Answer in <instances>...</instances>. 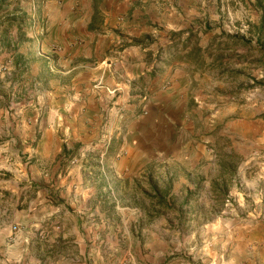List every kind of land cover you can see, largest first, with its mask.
<instances>
[{
	"label": "rangeland",
	"instance_id": "374dc122",
	"mask_svg": "<svg viewBox=\"0 0 264 264\" xmlns=\"http://www.w3.org/2000/svg\"><path fill=\"white\" fill-rule=\"evenodd\" d=\"M9 1L1 13L18 11L0 20V243L22 246L20 264H264V0H138L164 38L159 55L169 51L164 68L191 74L188 120L168 156L119 180L102 177L97 220H81L80 194L60 177L79 164L81 145L39 98L61 45L47 53L35 38L47 35L48 4L61 13L66 2ZM31 126L35 139L24 144ZM52 130L65 141L55 158L44 153ZM89 179L99 182L95 172ZM144 243L165 254L147 262Z\"/></svg>",
	"mask_w": 264,
	"mask_h": 264
},
{
	"label": "crops",
	"instance_id": "0c3cea01",
	"mask_svg": "<svg viewBox=\"0 0 264 264\" xmlns=\"http://www.w3.org/2000/svg\"><path fill=\"white\" fill-rule=\"evenodd\" d=\"M65 2L61 13L48 4L47 35L42 41L35 38L34 46L40 43L47 53L61 45L56 55L60 59L50 70V86L39 98L51 114V123H64L67 140L81 145L79 164L60 177H65L63 183L80 194L77 199L83 201L85 210L81 220H97L102 216L95 206L100 201L95 187L102 177L119 180L122 174L141 172L152 161L171 154L169 140L180 137L181 128L187 124L192 80L184 66L164 68L169 51L159 55L157 49L164 38L155 34L156 21H151L150 10L144 5L141 8L138 0H101L97 7L93 0ZM55 11L56 16L60 13L56 20ZM161 25L159 22L158 27ZM176 26L169 24L170 29ZM152 40L154 47L149 44ZM64 75L72 81L69 77V81L57 80ZM138 107H144L145 113L136 115ZM123 121L127 132L121 139L117 129ZM34 134L31 126L20 136L21 142L35 139ZM53 139L59 142L55 151ZM64 142L56 130L49 131L44 139L49 148L45 155L54 154L55 158L62 154ZM92 172L99 176V182L89 179ZM101 227L96 221L89 227L95 240ZM6 234L1 231L0 238ZM139 247L146 251L143 258L147 262L155 261L156 251L165 254L164 246L155 248L154 244L144 243ZM22 249L21 245L0 243V255L6 258H0V264L22 263ZM16 252L18 256L14 255ZM35 262L41 264L42 260ZM118 264L126 263L119 260ZM132 264L139 263L135 260Z\"/></svg>",
	"mask_w": 264,
	"mask_h": 264
},
{
	"label": "trees",
	"instance_id": "16d2710c",
	"mask_svg": "<svg viewBox=\"0 0 264 264\" xmlns=\"http://www.w3.org/2000/svg\"><path fill=\"white\" fill-rule=\"evenodd\" d=\"M8 3H10V1L9 0H0V20L4 17V16H7L8 15V11H9V13H11L12 11L14 12V13H16L18 10L17 9H14V10H4L5 12H3V13H1V10H3L4 9V7L8 4ZM22 24V22L20 21L19 23H18V26L19 25H21ZM22 26V25H21ZM8 34V31H7V33H6V35ZM7 36H9V35H7Z\"/></svg>",
	"mask_w": 264,
	"mask_h": 264
}]
</instances>
